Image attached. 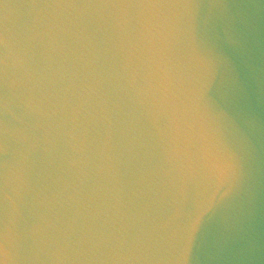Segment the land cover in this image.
Wrapping results in <instances>:
<instances>
[{
    "label": "clouds",
    "instance_id": "9594fccd",
    "mask_svg": "<svg viewBox=\"0 0 264 264\" xmlns=\"http://www.w3.org/2000/svg\"><path fill=\"white\" fill-rule=\"evenodd\" d=\"M0 264H264V0H0Z\"/></svg>",
    "mask_w": 264,
    "mask_h": 264
}]
</instances>
